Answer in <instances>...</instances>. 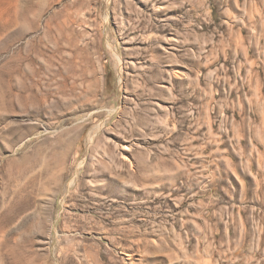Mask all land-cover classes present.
Segmentation results:
<instances>
[{"label": "rangeland", "instance_id": "rangeland-1", "mask_svg": "<svg viewBox=\"0 0 264 264\" xmlns=\"http://www.w3.org/2000/svg\"><path fill=\"white\" fill-rule=\"evenodd\" d=\"M0 264H264V0H0Z\"/></svg>", "mask_w": 264, "mask_h": 264}, {"label": "bare ground", "instance_id": "bare-ground-1", "mask_svg": "<svg viewBox=\"0 0 264 264\" xmlns=\"http://www.w3.org/2000/svg\"><path fill=\"white\" fill-rule=\"evenodd\" d=\"M65 81H66V79H65ZM75 88H76V84L74 83L73 85H71V92L73 93V91L75 90Z\"/></svg>", "mask_w": 264, "mask_h": 264}]
</instances>
